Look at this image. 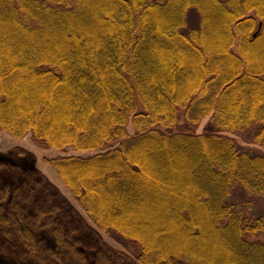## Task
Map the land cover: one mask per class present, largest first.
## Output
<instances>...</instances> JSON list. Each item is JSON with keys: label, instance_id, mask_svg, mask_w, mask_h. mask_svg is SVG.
<instances>
[{"label": "trees", "instance_id": "obj_1", "mask_svg": "<svg viewBox=\"0 0 264 264\" xmlns=\"http://www.w3.org/2000/svg\"><path fill=\"white\" fill-rule=\"evenodd\" d=\"M253 126L264 148V0H0V133L58 150L59 184L137 249L27 172L0 176V264H264V156L231 136Z\"/></svg>", "mask_w": 264, "mask_h": 264}, {"label": "rangeland", "instance_id": "obj_2", "mask_svg": "<svg viewBox=\"0 0 264 264\" xmlns=\"http://www.w3.org/2000/svg\"><path fill=\"white\" fill-rule=\"evenodd\" d=\"M193 18L194 25L198 23V15L194 12L191 14ZM195 20V21H194ZM207 121H204L199 127L194 131L199 133L203 131ZM258 129L257 126H253L245 132L232 133L231 136L236 141L237 147L242 152H248L252 156H264V148L260 147L255 143L253 137L255 131ZM130 134H134L135 130L130 124L128 126ZM109 146L105 147L107 149ZM19 148V149H16ZM60 153L56 149H47L42 145L34 141L30 135L24 137L23 139L8 137L0 133V165H3V170L0 169V176L2 182H5L6 187H10L22 180L23 174L33 173L36 177L38 173H44L47 178H49L54 185L57 186L59 192L66 197L69 206L73 207L77 214L80 215L81 219L89 225L91 228L97 229V232L101 235L103 241L115 250L122 251L131 257L136 254V247L132 244L121 243L116 239H113L109 235L100 232L96 225L88 219L86 213L78 204L76 198L72 195L69 189L60 185V179L53 167L46 166L43 163L44 158H51L59 155ZM40 174V173H39ZM33 176V177H34ZM20 178V179H19ZM36 182L37 179H34ZM60 183V184H59ZM247 195L243 191H238L232 195L230 202L235 204H240L243 199H246ZM250 210L254 215H260L264 212V196H256L253 198V204L250 206ZM47 229V228H46ZM49 230H42L40 232L39 240L42 244H45L48 248H55V241L49 235ZM2 239V237H0ZM6 262L4 259H2ZM7 260V259H6ZM9 262V261H8ZM6 262V264H13ZM35 260L33 259V264Z\"/></svg>", "mask_w": 264, "mask_h": 264}, {"label": "water", "instance_id": "obj_3", "mask_svg": "<svg viewBox=\"0 0 264 264\" xmlns=\"http://www.w3.org/2000/svg\"><path fill=\"white\" fill-rule=\"evenodd\" d=\"M262 24H260V27H261Z\"/></svg>", "mask_w": 264, "mask_h": 264}]
</instances>
